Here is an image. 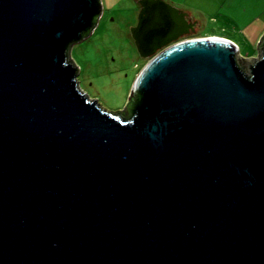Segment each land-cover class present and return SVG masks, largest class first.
Masks as SVG:
<instances>
[{
  "label": "water",
  "instance_id": "obj_1",
  "mask_svg": "<svg viewBox=\"0 0 264 264\" xmlns=\"http://www.w3.org/2000/svg\"><path fill=\"white\" fill-rule=\"evenodd\" d=\"M140 4L116 113L70 53L102 0H0V264H264V35L247 58Z\"/></svg>",
  "mask_w": 264,
  "mask_h": 264
},
{
  "label": "rangeland",
  "instance_id": "obj_2",
  "mask_svg": "<svg viewBox=\"0 0 264 264\" xmlns=\"http://www.w3.org/2000/svg\"><path fill=\"white\" fill-rule=\"evenodd\" d=\"M259 1H262L259 7L264 8V0ZM102 2L104 11L95 30L89 37L73 44L70 53L79 67L78 80L82 89L108 111L118 113L126 109L137 76L149 59L141 55L134 36L141 14L137 1ZM221 24L210 21L189 38H222L212 33L218 30L239 40L243 57H255L257 46L253 42L241 39L239 32L235 33L231 28L223 30Z\"/></svg>",
  "mask_w": 264,
  "mask_h": 264
},
{
  "label": "crops",
  "instance_id": "obj_3",
  "mask_svg": "<svg viewBox=\"0 0 264 264\" xmlns=\"http://www.w3.org/2000/svg\"><path fill=\"white\" fill-rule=\"evenodd\" d=\"M174 6L185 10L190 16L196 19L200 29L206 23L220 21L223 30L231 28L235 33L239 32V37L253 42L257 46L264 35V8H260L259 0H167ZM118 2V0H116ZM115 2V3H116ZM111 6V5H110ZM209 14L211 18L208 19ZM217 36H222L233 41L239 46V40L228 34H221L220 31L214 30ZM242 54V53H241Z\"/></svg>",
  "mask_w": 264,
  "mask_h": 264
},
{
  "label": "flooded vegetation",
  "instance_id": "obj_4",
  "mask_svg": "<svg viewBox=\"0 0 264 264\" xmlns=\"http://www.w3.org/2000/svg\"><path fill=\"white\" fill-rule=\"evenodd\" d=\"M135 1H137V3L139 4V6H140V8H141L140 0H135ZM194 20H195V19H194ZM196 29L199 30V28H197V27H196ZM196 29H195V30H196ZM190 31L192 32L193 29H191ZM193 35H195V34L193 33V34H191V35L181 36V37L179 38V40H180V41L185 40V39L189 38L190 36L192 37ZM149 42H150V41H149ZM149 42H147V40L145 41V39H144L143 41H141V46H142V50H143L144 53H148V52H150V51L152 50L151 46L148 45Z\"/></svg>",
  "mask_w": 264,
  "mask_h": 264
}]
</instances>
